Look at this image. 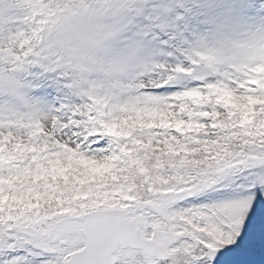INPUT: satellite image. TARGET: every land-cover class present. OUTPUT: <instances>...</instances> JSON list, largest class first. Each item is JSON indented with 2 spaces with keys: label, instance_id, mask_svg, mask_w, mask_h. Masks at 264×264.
Returning <instances> with one entry per match:
<instances>
[{
  "label": "snow or ice",
  "instance_id": "1",
  "mask_svg": "<svg viewBox=\"0 0 264 264\" xmlns=\"http://www.w3.org/2000/svg\"><path fill=\"white\" fill-rule=\"evenodd\" d=\"M0 264H264V0H0Z\"/></svg>",
  "mask_w": 264,
  "mask_h": 264
}]
</instances>
